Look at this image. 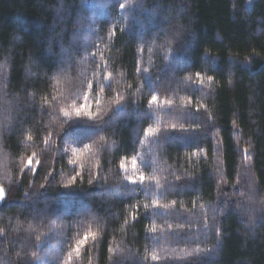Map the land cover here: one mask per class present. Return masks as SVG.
Here are the masks:
<instances>
[{
    "label": "trees",
    "instance_id": "trees-1",
    "mask_svg": "<svg viewBox=\"0 0 264 264\" xmlns=\"http://www.w3.org/2000/svg\"><path fill=\"white\" fill-rule=\"evenodd\" d=\"M0 187V264H264V0H0Z\"/></svg>",
    "mask_w": 264,
    "mask_h": 264
},
{
    "label": "snow or ice",
    "instance_id": "snow-or-ice-1",
    "mask_svg": "<svg viewBox=\"0 0 264 264\" xmlns=\"http://www.w3.org/2000/svg\"><path fill=\"white\" fill-rule=\"evenodd\" d=\"M119 7L121 9H123L125 7V5L124 4H120ZM211 79H212V77L209 76V80H211ZM87 88L88 89H94V85L91 84V83H89L87 85ZM83 99H84L85 103H82L79 106H74V111H75L76 117L79 118V117H81L83 115L84 117H87L90 120H94L95 119V116L97 114H94L92 111H90L89 105L86 103V101L88 100V95L85 94L84 97H83ZM157 101H158V97L156 95H152L151 96V99L148 101V103L150 105L151 104H156ZM97 103H99V101H97ZM70 115H71V113L64 112V116L65 117H68ZM173 127H175V126H173ZM158 131H159V129H157V128L148 127L147 129H145L144 135H146V136H153ZM101 139H103V137H101ZM87 150H88V146H85V148L83 149V151H87ZM74 154H76L75 150H74ZM69 163H72V161H69ZM131 163H132L133 170L138 171V169L136 168L137 160H136L135 157L132 158ZM30 164H31V158L29 159V165ZM119 167L122 170H125V171L127 170L126 169V164H125V161L124 160H121L120 161ZM28 170L31 171V168L29 167ZM77 175H79V173ZM127 179H128V182L130 184L135 185L137 183L143 184L145 182L146 177H145L144 174L141 173V174L138 175V177L137 176H128ZM177 179H179V177H177ZM75 180H76V176H73L72 177V181H75ZM89 183H91V181H89ZM69 186L70 185H68V184L64 185V187H69ZM6 196H7V193L5 192V190L3 188H0V201L5 200L6 199ZM156 207L164 208L166 206H164V205H156ZM152 231H155V229H152ZM90 237H92L93 240H94V242H95L94 234H92L91 232H86L81 239H79V240H77L75 242V244L71 247V250H69L68 253H67V261H66V264H73V257L75 256L76 258H79L81 256L82 246H85L87 244V241L89 240ZM36 239L39 240L40 237L38 236ZM32 257L33 258H37L35 252L32 253ZM152 259L155 260L156 257L153 256ZM114 264H121V262H120V260H116L114 262Z\"/></svg>",
    "mask_w": 264,
    "mask_h": 264
},
{
    "label": "rangeland",
    "instance_id": "rangeland-1",
    "mask_svg": "<svg viewBox=\"0 0 264 264\" xmlns=\"http://www.w3.org/2000/svg\"><path fill=\"white\" fill-rule=\"evenodd\" d=\"M136 160H137L136 168L138 169V171L133 170L131 161H128L126 163V169L127 170L125 172L128 174V176H137L138 177L139 174H141V173L144 174L143 171H142V167L140 165V162H139V158H136ZM133 186H139L140 187L141 184L137 183V184H135ZM5 202H6V199L3 200V201H0V206L3 205Z\"/></svg>",
    "mask_w": 264,
    "mask_h": 264
}]
</instances>
